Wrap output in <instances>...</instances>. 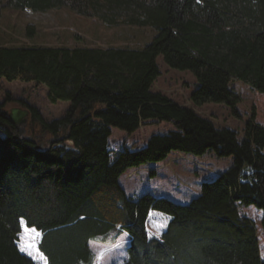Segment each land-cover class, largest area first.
<instances>
[{
  "label": "trees",
  "instance_id": "trees-1",
  "mask_svg": "<svg viewBox=\"0 0 264 264\" xmlns=\"http://www.w3.org/2000/svg\"><path fill=\"white\" fill-rule=\"evenodd\" d=\"M58 8L108 26L152 27L155 34L144 46L2 44L4 11ZM26 33L35 36V27ZM159 56L170 68L194 74L193 106L154 91ZM3 79L44 85L52 103L71 106L48 121L9 92L0 99V264H37L19 249L22 221L43 234L38 248L47 264H95L91 240L105 236L114 246L123 234L130 241L124 264H264L263 232L257 235L239 214L242 206L261 211L264 230V125L253 114L241 135L195 109L224 104L243 119L235 84L264 94V0H0V92ZM12 102L31 112L21 139L2 115ZM148 120L175 130L112 160V129L133 134ZM176 153L232 157L233 163L203 181L188 204L127 194L124 175ZM151 211L171 219L161 239L148 235ZM31 230L22 245L33 251Z\"/></svg>",
  "mask_w": 264,
  "mask_h": 264
},
{
  "label": "rangeland",
  "instance_id": "rangeland-1",
  "mask_svg": "<svg viewBox=\"0 0 264 264\" xmlns=\"http://www.w3.org/2000/svg\"><path fill=\"white\" fill-rule=\"evenodd\" d=\"M29 25H33L36 29V35L33 37H29L26 33V27ZM154 34L155 29L152 27L108 26L96 19L81 17L68 8L53 9L44 13H32L30 10H6L1 16V42L3 45L9 46H144L152 40ZM157 63L161 70V76L154 85V91L166 94L178 104L193 106L190 102V95L198 84L194 74L190 71L170 68L162 56L157 58ZM235 86L242 96L239 110L243 119L234 117L230 108L224 104L208 103L195 109L199 114L213 120L216 125L232 128L242 135L245 123L251 119L253 114H255L256 122L264 125V94L253 92L250 87L240 82L236 83ZM2 87L1 101L5 100L6 93L9 92L15 100L22 99L37 107L48 121L62 118L71 106L70 102L67 101L52 103L48 95V88L35 82L3 79ZM14 106H18V103H8L6 109ZM174 129L171 123H158L155 120L144 122L133 134L113 128L112 137L109 140L111 159L114 160L119 153L125 150H140L147 145L151 136L164 135ZM166 162L167 165L163 166L166 171L169 170L168 168L172 163H181L183 168L185 167L183 175H180L179 172L173 173V175L175 184H178L176 188L184 189L187 191L186 193L182 191L181 196L172 193L170 191L172 190L171 183L168 179H151L149 174H139L141 173L139 172L133 181L125 180V175L121 178V184L126 189L127 194L141 196L147 192H165V196L176 203L187 204L192 198L200 195V186L203 181L214 179L227 171L232 166L233 159L232 157L219 158L214 154L196 158L176 153ZM184 194L191 195V199L188 200V196L185 197ZM239 214L253 222L257 235H261L263 232V236L261 235L262 237L258 241L260 254L264 260L263 213L254 207L242 206L239 207ZM163 215L170 219L169 216ZM165 221L166 219L160 220L152 216L149 223L151 232L156 229L155 227L161 228V232H163ZM21 226L22 231L18 241L20 251L31 257L37 264H47L45 256L38 248L42 237L35 242L36 248L33 251L26 250L22 245L24 231L33 228H28L25 221L21 222ZM110 243L111 241L105 236L91 240L92 250L96 258L95 264H124L128 256L126 247L129 244V237L123 234L114 246ZM35 251L37 254L34 253Z\"/></svg>",
  "mask_w": 264,
  "mask_h": 264
},
{
  "label": "crops",
  "instance_id": "crops-1",
  "mask_svg": "<svg viewBox=\"0 0 264 264\" xmlns=\"http://www.w3.org/2000/svg\"><path fill=\"white\" fill-rule=\"evenodd\" d=\"M175 130V129H174ZM171 131H173V130H171ZM196 158H199V157H196ZM200 158H203V157H200ZM167 162H163V163H159V164H155V165H150V166H146V167H143V168H141V169H135V170H131L130 172H129V174H127V175H125L124 177H125V180H129V181H133L135 178H136V176H138L137 174L139 173V172H141V173H139V174H149L150 175V178L151 179H155V178H166V179H168V181L171 183V187H172V190H170L172 193H175V194H177V195H179V196H181L182 194V191H184L185 193L187 192V191H185L184 189H181V188H176V186L178 185V184H175V179H174V175H173V173H180V175H183L182 173H183V169H185V167L183 168V165L181 164V163H175V164H171V166H169V170H171V171H166V169H164V167L163 166H166L167 164H166ZM152 170H154V171H156L155 172V176H151V174H150V171H152ZM134 174V175H133ZM190 174V173H189ZM196 176H198L197 174H195ZM127 176V177H126ZM126 190V189H125ZM147 193H152V194H154L155 196H158V197H166L165 195H166V193L165 192H147ZM144 194H146V193H144ZM143 195V194H142ZM132 196V195H131ZM134 196H136V195H134ZM183 196H185V197H187L188 196V198H186V199H188V200H190L191 199V195H187V194H184ZM191 201V200H190ZM185 203H187V202H185ZM190 203V202H189ZM188 204V203H187ZM152 216H154V217H156L157 219H160V220H165L166 219V221H165V226H164V229H163V232H161V228H158V227H155L156 229L155 230H153L152 232H151V230H150V228H149V223H150V218L152 217ZM170 220L171 219H168L167 217H165L162 213H159V212H156V211H151L150 212V215H149V218H148V221H147V232H148V235H149V237L150 238H157V239H161V237H162V235H163V233L166 231V229H167V225H168V223L170 222ZM160 229V230H159ZM130 242V241H129Z\"/></svg>",
  "mask_w": 264,
  "mask_h": 264
},
{
  "label": "water",
  "instance_id": "water-1",
  "mask_svg": "<svg viewBox=\"0 0 264 264\" xmlns=\"http://www.w3.org/2000/svg\"><path fill=\"white\" fill-rule=\"evenodd\" d=\"M2 115L9 119V121L15 126L16 134L15 139H21L27 133V128L31 116V112L28 108L22 106H14L9 109H3ZM72 144V142H70ZM42 148V145L37 146Z\"/></svg>",
  "mask_w": 264,
  "mask_h": 264
},
{
  "label": "snow or ice",
  "instance_id": "snow-or-ice-1",
  "mask_svg": "<svg viewBox=\"0 0 264 264\" xmlns=\"http://www.w3.org/2000/svg\"><path fill=\"white\" fill-rule=\"evenodd\" d=\"M31 231H32V233L34 235L32 237L33 243L31 245H29V247L35 249L36 248V244H35L34 241L37 240V239H40L43 234L38 229H35V228H33ZM29 254H31V252H29Z\"/></svg>",
  "mask_w": 264,
  "mask_h": 264
}]
</instances>
